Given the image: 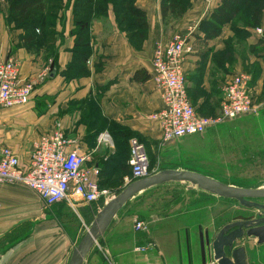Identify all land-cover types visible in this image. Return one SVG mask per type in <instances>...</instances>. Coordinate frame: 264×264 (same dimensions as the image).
Returning <instances> with one entry per match:
<instances>
[{
    "label": "crops",
    "instance_id": "0c3cea01",
    "mask_svg": "<svg viewBox=\"0 0 264 264\" xmlns=\"http://www.w3.org/2000/svg\"><path fill=\"white\" fill-rule=\"evenodd\" d=\"M160 1L135 0L145 11L148 23L147 36L138 46L118 28L111 9L107 17L93 18L87 70L66 76L63 70L72 62L74 44V35L69 32L73 26L70 7L65 10V19L57 24L63 34L56 41V64L51 67V55L30 52L18 44L20 29L6 23L8 2L0 0V61L15 58L20 76L35 81L27 103L1 109L0 143L12 147L21 163L27 164L34 143L59 128L72 140L71 147L87 155L86 165L100 167L102 186L116 191L128 175L123 174L122 182L118 177L122 156L114 152L109 127L101 131L110 133L111 143L98 142L92 131L107 119L108 125L114 122L138 133L141 141L160 138V126L149 116L162 105L160 89L152 81L151 59L155 46L176 34L187 36L193 47L185 55L183 67L194 104L205 111L212 109L213 102L222 98L227 75L217 69L213 53L224 48L232 30L226 24L217 36L205 39L200 21L207 19L221 0H191L186 11L173 20L162 17ZM254 32L253 42L264 39V32ZM258 47L255 58L261 75L255 82V96L261 92L264 75V40ZM136 70L149 73V77L134 78ZM174 182L181 186L178 193L155 195L159 187L147 193L150 186L130 197L104 227L82 264H217L212 250L216 231L228 221L249 216L224 218L216 205L202 208V189ZM25 187L19 182H0V264H68L73 247L102 207V197L91 202L77 198L73 203L61 199L46 204ZM214 200L225 204L226 212L227 204L233 210L236 199L220 196ZM135 218L144 220L146 227L136 229ZM147 240H153L154 246L138 251L136 246ZM238 243L245 245L247 264H264V241L258 243L255 236H243Z\"/></svg>",
    "mask_w": 264,
    "mask_h": 264
},
{
    "label": "built area",
    "instance_id": "2783aa9c",
    "mask_svg": "<svg viewBox=\"0 0 264 264\" xmlns=\"http://www.w3.org/2000/svg\"><path fill=\"white\" fill-rule=\"evenodd\" d=\"M254 30L263 35V28ZM193 49L187 36L176 34L164 44H157L152 54V81L160 89L162 105L150 113L161 131V142L181 139L252 111L253 101L251 74L245 70L233 72L223 85V95L216 113H200L187 90L184 57ZM35 81L20 76L19 63L13 57L0 61V111L3 108L27 103L32 95ZM98 142L111 143L106 130L97 134ZM72 140L57 128L45 134L34 143L27 164H22L18 154L9 145L0 143V182L18 181L35 191L46 204L61 199L85 202L102 197L103 204L116 192L101 186L98 181L100 167L86 165L87 155L76 147ZM130 173L124 177L126 185L131 179L145 177L152 172L144 143L137 137L129 138ZM134 227L144 229L145 221L135 218ZM154 246L147 240L136 246L138 251H146Z\"/></svg>",
    "mask_w": 264,
    "mask_h": 264
},
{
    "label": "trees",
    "instance_id": "16d2710c",
    "mask_svg": "<svg viewBox=\"0 0 264 264\" xmlns=\"http://www.w3.org/2000/svg\"><path fill=\"white\" fill-rule=\"evenodd\" d=\"M7 2L8 11L5 20L12 28L20 29L18 33V44L23 45L30 52H42L51 55V67L56 64V41L58 38H61L63 34L62 30L57 28V24L65 19V10L70 7L73 26L69 32L74 35V44L72 48V62H69L63 70L66 76L71 74V72H86L85 62L92 50L90 23L93 18L107 17L109 9L113 12L118 28L126 32L128 39L133 45L138 46L144 38H146L148 32L145 11L135 4V0H7ZM231 2L233 3L232 7H230ZM190 4L191 0H161L160 12L164 18L169 16L178 17L186 11ZM240 10L243 12L241 15ZM240 23L243 25H237ZM226 24L229 25L234 34L242 33L245 37L248 33V36H250L251 28L254 26H262L264 30V0H221L220 3L213 8L208 18H204L200 21V27L204 31L205 39H211L217 36L221 32L222 27ZM263 40L262 37H259L257 41L251 45L252 51L256 54L258 50H260L258 45ZM224 43L225 46L222 50L213 53V59L217 69L221 70L223 74L233 69V66L227 67L225 63L228 62L229 59H233V52L231 50L232 44L230 43L229 37L225 39ZM254 65L255 71H252V69L249 70L251 72V84H254L261 75L260 65L257 62H255ZM242 68L245 71L248 70L244 66ZM232 71L234 70H231V72ZM141 72L143 73L142 76H140ZM133 77L136 79H144L149 77V73L136 70ZM187 90L191 102L194 104L192 99L194 94L191 93L188 86ZM260 95L264 97V85L262 86ZM217 101L218 104L217 102H213L216 103V105L213 104V108L210 110L206 109L207 111L203 110V107H197L195 104L194 106L203 114L216 113L220 99ZM106 126L109 127V131L114 139V144L116 146L114 152L120 153V157L122 156L118 166L120 171L118 177L122 182L123 174L130 173V165L127 161L129 157V138L131 136H137L139 138L140 136L138 133L126 127L114 124V122L108 125L107 119L103 121L102 126L99 124L94 127L92 131L93 135L96 136L101 130L107 128ZM132 180L134 179L130 181ZM98 181L102 186L99 177ZM163 184H165V182L155 184L157 186H152L151 189L154 190ZM123 186L124 185L118 187L115 192L117 193Z\"/></svg>",
    "mask_w": 264,
    "mask_h": 264
},
{
    "label": "rangeland",
    "instance_id": "374dc122",
    "mask_svg": "<svg viewBox=\"0 0 264 264\" xmlns=\"http://www.w3.org/2000/svg\"><path fill=\"white\" fill-rule=\"evenodd\" d=\"M232 6L233 3L231 2L230 7ZM240 11V15L243 14L242 10ZM220 16L222 17L221 14ZM173 18L169 16L168 19L173 20ZM253 29L251 28L250 36H248V33L246 37L242 33L234 34L232 31L229 40L232 44L233 59H229L226 62V66H233V69L228 70L224 78H227L235 71L243 70V66L248 69L249 73H251L249 71L251 69L255 71L256 64L254 65V63L257 62L259 64V62L255 58L256 53L251 49L256 37ZM231 70L234 71L231 72ZM263 85L264 79L261 83V89ZM251 86L256 107L250 112L225 120L202 133L185 135L181 139L161 142L160 138L151 137L149 140H142L153 170L163 167H186L240 186H264V97H261L260 93L255 96V82ZM214 97L217 96L215 95ZM214 102L218 104L217 100ZM213 104L216 105V103ZM19 183L24 187L26 186L22 182ZM159 189L155 195H160L161 193L163 195L170 193L169 195H171L178 193L181 190V186L175 182L174 184L165 183ZM151 191L152 189L147 191V193ZM200 194L202 208H214L216 205V211L220 210L224 218L241 214L252 216L253 212H257L255 207L245 206L248 208H242L240 206L242 204L236 200H233V210L231 211L227 204L225 212V204L219 201L216 203L214 200L219 199L220 196L204 190ZM259 200L264 201V199Z\"/></svg>",
    "mask_w": 264,
    "mask_h": 264
},
{
    "label": "water",
    "instance_id": "95a60500",
    "mask_svg": "<svg viewBox=\"0 0 264 264\" xmlns=\"http://www.w3.org/2000/svg\"><path fill=\"white\" fill-rule=\"evenodd\" d=\"M187 182L218 196L234 198L240 204L255 207L252 216L224 223L212 240L213 257L217 264H247L246 249L238 243L243 236H255L264 241V186L247 187L219 180L206 173L179 167H164L151 174L128 182L96 212L85 233L73 247L68 264H82L85 255L118 209L134 194L162 182Z\"/></svg>",
    "mask_w": 264,
    "mask_h": 264
},
{
    "label": "bare ground",
    "instance_id": "6f19581e",
    "mask_svg": "<svg viewBox=\"0 0 264 264\" xmlns=\"http://www.w3.org/2000/svg\"><path fill=\"white\" fill-rule=\"evenodd\" d=\"M213 194V193H212Z\"/></svg>",
    "mask_w": 264,
    "mask_h": 264
}]
</instances>
